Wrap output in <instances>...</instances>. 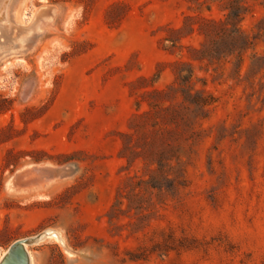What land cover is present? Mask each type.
<instances>
[{
    "label": "rangeland",
    "instance_id": "374dc122",
    "mask_svg": "<svg viewBox=\"0 0 264 264\" xmlns=\"http://www.w3.org/2000/svg\"><path fill=\"white\" fill-rule=\"evenodd\" d=\"M246 3L240 27L253 44L241 63L223 57V32L198 31L202 17L225 19L224 2L15 5L0 45V256L56 228L70 252L46 242L30 248L33 264H264V0ZM177 62L214 98L205 117L179 94H155L173 85ZM149 103L160 106L156 128ZM125 145L143 156L129 162ZM42 164L72 172L38 192L5 189ZM164 176L174 186L152 187Z\"/></svg>",
    "mask_w": 264,
    "mask_h": 264
},
{
    "label": "trees",
    "instance_id": "16d2710c",
    "mask_svg": "<svg viewBox=\"0 0 264 264\" xmlns=\"http://www.w3.org/2000/svg\"><path fill=\"white\" fill-rule=\"evenodd\" d=\"M210 1H220L224 2V9L227 11L225 14V19L223 21H214V20H208L205 18H200L202 21L201 26L198 28V31L205 35L206 39L210 40L212 35H218L220 32H223V37H221V41L226 45V49L223 50L221 53L223 57H227L230 55H236V58H239V62L241 63V52L248 49L252 44L253 41L248 35H245L243 31L241 30L240 23L244 16L249 11V6L246 3V0H210ZM209 9V8H208ZM191 16H187L185 18V30H188L187 32H193L195 30L194 24L191 23L192 21ZM172 45L171 47H176V40H171ZM230 42V43H228ZM240 43L237 45V43ZM219 52L215 51L214 53L207 52L206 50H203L201 52V55L205 57H215ZM198 59H204V58H198ZM176 79L172 86L168 88L167 91H155V94L158 96L165 97L166 95L171 97H176V95L181 96L183 107L186 111H190L194 117H199L200 115H203L205 117V112L208 110V107L212 106L214 103V98L209 95L204 88L196 89L195 88V76L192 66L187 62H177L176 64ZM205 86V84H203ZM151 111L147 113V116L152 119V127L156 128L159 123L156 121V112L158 108H160L159 104L155 103H149ZM192 108V109H191ZM178 116L177 114H174L173 117H167L168 122L172 123H178ZM182 121L187 123L189 122V119H184L182 117ZM190 123V122H189ZM126 138H131L130 134H125ZM125 151H129L131 154H129L128 160L129 162H133L138 157H142L139 152H135L131 149V147L125 145L124 147ZM157 158L155 159V154L150 153V156H145L144 160L149 161H156L159 168H162V154H156ZM126 157V156H125ZM152 159V160H151ZM152 163V162H151ZM151 182H153L152 187L159 188L160 185L159 182L162 184H165L166 187H172L175 184V180L170 179L167 176H164L163 178H154L152 177ZM163 182V183H162Z\"/></svg>",
    "mask_w": 264,
    "mask_h": 264
},
{
    "label": "water",
    "instance_id": "95a60500",
    "mask_svg": "<svg viewBox=\"0 0 264 264\" xmlns=\"http://www.w3.org/2000/svg\"><path fill=\"white\" fill-rule=\"evenodd\" d=\"M8 0H5L0 6V45L6 40L1 38L7 28L4 7ZM71 168L56 167L49 164L33 165L22 168L16 172L6 183L5 189L8 192L27 193L38 192L50 186L52 183L70 176ZM55 241L65 251L70 252L65 244L61 230L56 228H47L40 233L21 238L13 242L0 256V264H33V256L30 248L41 245L46 242Z\"/></svg>",
    "mask_w": 264,
    "mask_h": 264
},
{
    "label": "bare ground",
    "instance_id": "6f19581e",
    "mask_svg": "<svg viewBox=\"0 0 264 264\" xmlns=\"http://www.w3.org/2000/svg\"><path fill=\"white\" fill-rule=\"evenodd\" d=\"M20 0H8L7 2V5H5V11H4V13H5V19H6V21H7V23L10 21V17H11V13L13 12V9H14V7H15V5L19 2ZM3 2H5V0H1V4L3 3ZM0 4V6H2ZM24 5H26V3L24 4Z\"/></svg>",
    "mask_w": 264,
    "mask_h": 264
}]
</instances>
